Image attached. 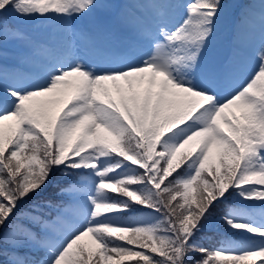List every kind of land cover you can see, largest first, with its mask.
I'll use <instances>...</instances> for the list:
<instances>
[{"label": "snow or ice", "instance_id": "1", "mask_svg": "<svg viewBox=\"0 0 264 264\" xmlns=\"http://www.w3.org/2000/svg\"><path fill=\"white\" fill-rule=\"evenodd\" d=\"M151 6L157 23L141 33L144 56L119 45L96 49L98 61L71 52L38 76L0 84V264H264V47L222 95L224 70L206 53L223 0ZM118 8L0 0V49L26 39L8 17L61 25L69 50L78 39L95 47L83 28L102 27ZM57 171L76 178L60 189L72 203L57 205L54 221L22 212ZM232 196L250 202L224 217L241 239L205 247L199 233ZM257 202L259 221L249 212ZM135 205L150 211L125 220L141 211Z\"/></svg>", "mask_w": 264, "mask_h": 264}, {"label": "rangeland", "instance_id": "2", "mask_svg": "<svg viewBox=\"0 0 264 264\" xmlns=\"http://www.w3.org/2000/svg\"><path fill=\"white\" fill-rule=\"evenodd\" d=\"M101 2L102 3H108L109 2V0H101ZM101 14H103L102 12H101ZM231 14H232V12L229 10V11H227L226 10V12H224V15L222 16V18H221V20L219 21V23H224L225 22V24L223 25V26H219L218 28L220 29V28H224V27H226V25L228 24V23H226L227 21H222V19L223 18H227V17H230L231 16ZM104 15V14H103ZM107 20H109V21H112L113 20V15H111V16H108L107 17ZM173 22H174V20H172ZM218 23V24H219ZM252 31H253V33L252 32H250V33H248L247 32V29H245V32H243V36H244V38L246 37V39H248V43L250 44V48H249V51H250V53L251 54H253V57H248V58H242L241 59V61H242V64H243V66H242V69H241V71H242V73H243V75L247 78V76H248V74H249V72H250V70H251V68L252 67H254V65L256 64V62H257V58H258V55H259V51H260V49L262 48V47H264V42L262 43V44H260L259 46H258V43H257V45H256V40H258V42H260V41H264V33H262L261 35H259L260 34V32H261V29H260V25H256L255 27H254V29H252ZM227 35V34H226ZM258 35L260 36V37H258ZM214 44L216 45L215 46V49L217 50V48L219 47V48H224L226 45H223L222 43H221V39L220 38H218L217 40H214ZM237 42L240 44L241 42L243 43V42H245L243 39H241V37L239 38H237ZM76 43H77V45L79 46V48H80V56L82 57V53H83V58H84V60L85 61H88V62H91V61H93V60H96V61H98V56H97V54H96V52L95 51H93V50H88L87 52H84V50H82V47H83V43H84V40H80V39H78L77 41H76ZM7 47L8 46H11V47H17L18 46V44L16 43V42H14L13 40H9L8 42H7ZM93 66H95V65H93ZM239 84L237 83V81H232L231 82V84H230V86L226 89V90H224L223 91V95H227V94H229L230 92H232L237 86H238Z\"/></svg>", "mask_w": 264, "mask_h": 264}, {"label": "trees", "instance_id": "3", "mask_svg": "<svg viewBox=\"0 0 264 264\" xmlns=\"http://www.w3.org/2000/svg\"><path fill=\"white\" fill-rule=\"evenodd\" d=\"M230 0H223V2H227V4L229 3ZM226 4V5H227ZM9 25V24H8ZM58 175H60V172L58 173ZM61 176V175H60ZM70 185L69 183L67 182H59V183H56V181L54 182H51L47 188H46V191L47 193L49 192H53V191H59L61 188H64L66 186ZM46 201H52V204H61L62 202L55 198V197H45V196H39L36 198V200L34 201V204L36 205L37 207V210H33V208H31V206H26L25 208H23L21 211L22 212H28V213H31L32 215H37V216H42L43 217V214H50V209H48L46 207V204L45 202ZM214 211H219L218 210V207L215 208ZM147 212H140V213H135L133 215H130V214H125L124 216V219L127 220V221H131L133 219L137 220V219H140V218H143V216L146 214ZM25 224V223H24ZM2 258V257H0ZM1 260V259H0Z\"/></svg>", "mask_w": 264, "mask_h": 264}]
</instances>
